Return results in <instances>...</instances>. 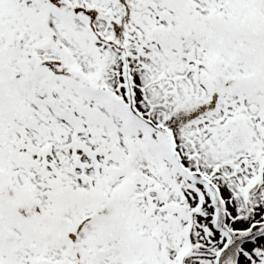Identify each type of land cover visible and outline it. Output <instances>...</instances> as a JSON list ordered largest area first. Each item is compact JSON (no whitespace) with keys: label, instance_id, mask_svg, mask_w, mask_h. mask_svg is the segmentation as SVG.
<instances>
[{"label":"snow or ice","instance_id":"6c2138e0","mask_svg":"<svg viewBox=\"0 0 264 264\" xmlns=\"http://www.w3.org/2000/svg\"><path fill=\"white\" fill-rule=\"evenodd\" d=\"M0 264H264V0H0Z\"/></svg>","mask_w":264,"mask_h":264}]
</instances>
